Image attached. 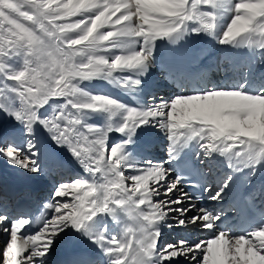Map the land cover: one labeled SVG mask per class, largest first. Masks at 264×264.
<instances>
[{
	"label": "snow or ice",
	"instance_id": "obj_1",
	"mask_svg": "<svg viewBox=\"0 0 264 264\" xmlns=\"http://www.w3.org/2000/svg\"><path fill=\"white\" fill-rule=\"evenodd\" d=\"M202 36L259 55L261 72L233 66L225 84L182 82L180 94L144 103L80 87L100 79L136 97L161 44ZM0 113L25 137L22 145L0 143L10 165L43 171V128L88 174L53 186L33 233L30 217L0 211V231L10 237L3 264H45L70 233L102 254L100 264H264V221L237 232L223 208L197 209L184 191L195 179L200 199L222 204L239 176L264 170V0H0ZM93 114L105 123H90ZM148 126L169 142L162 162L128 151ZM113 133L119 143H110ZM164 224L211 238L162 244ZM69 264L97 262L78 253Z\"/></svg>",
	"mask_w": 264,
	"mask_h": 264
},
{
	"label": "bare ground",
	"instance_id": "obj_2",
	"mask_svg": "<svg viewBox=\"0 0 264 264\" xmlns=\"http://www.w3.org/2000/svg\"><path fill=\"white\" fill-rule=\"evenodd\" d=\"M235 2H239V0H235ZM231 15L232 13L227 14L225 23L228 22V18H230ZM208 38L210 39L211 42L214 43L215 51L213 53L214 54L213 58L212 59L209 58L204 62H202V60L200 61V57H199L200 54L204 56L207 54L205 52V47H203L202 45L203 38L200 40V42L199 41L197 42L198 44H196L199 47L202 46L200 48L198 47L199 53H195V50L192 51V48H196L195 43H196L197 38L191 39L192 42L194 43L189 44V46L187 44V41L182 42V43H185L184 48L186 49L188 48V51L191 53V57L189 60L193 62V60L196 59L195 60L196 67L193 68V70H190V72H183L181 76L177 75L178 72L174 73L173 70H170L169 73L175 74V77L177 78V81H173L174 83H172V81L171 82L169 81L170 77L168 76L169 67H168L167 55H168L169 48L171 49L173 45H177V44H168L166 42L161 44V46L158 49V53H157V62L156 64L153 65L149 74L145 76V77H150L153 80L148 81V84L144 82L146 78H143L142 80V84L143 83L147 84V87H144L142 92H150L151 90H156L154 94L148 95L146 97V100H143L142 95L139 96V94L136 97H131L125 93L122 94V92H120L121 89H118L113 84L109 83L108 81H104L100 79H93L91 81H81L80 87L84 88L90 93H103L110 97L117 98L120 101H124L126 103L128 102L144 103V102H147L151 96H155L158 101L160 99L168 100L170 97L174 95H178L181 92L186 90L184 87L181 86L182 82L184 84H189V81L190 80L192 81L193 79H195V84H191V86H197L198 82H199V86H203L205 83H209V82L211 85L212 83L211 81L215 75L214 74L215 71L213 72V68L217 70V73H218V70H221L220 73L222 74L225 73V76H222L224 80L223 82L224 84L228 82L226 79V76L232 74L233 66H235L236 69L238 70H243L245 66H248V67H251L257 74L261 72L262 60L259 55L251 54L249 50L246 48H241L239 50H229L226 46H220L216 43L215 40H213L210 37ZM185 40H187V38ZM201 50L202 52H200ZM115 54H124V53L116 51ZM163 57L165 58V60H162ZM198 60L200 61L199 63H198ZM161 61L162 62L165 61L163 63L166 64L167 68L164 67V64L160 65ZM113 75L120 76V75H125V73L114 72ZM154 79L156 80L154 81ZM164 80H166V83L162 84V81ZM90 123L97 124V125H103L105 121L103 120V117L100 116L99 114H93V117L90 120ZM137 131L139 132L141 131L147 134H152L155 137L158 136L156 139H159L165 143L168 142L167 139L165 138V134L163 130L161 129L148 126L142 129H138ZM2 138L3 140L1 141V143H3L5 139H12L14 143H17L20 145H22L25 140V137H23V135L21 134V126L19 124H17L16 127L14 128V133H7V134L4 133V136ZM121 139H122L121 136L116 133H113L110 136V141L114 140V143L115 142L119 143ZM36 143H37V147L41 148V152H40L41 155H40L39 160H42L44 163L43 172H46L47 182L45 180H44L45 182H42L44 178H42V175L40 173H37V174L29 173L24 169L10 165L3 157H0V184L4 185V182H5V184H7L10 187V189H12L13 192H15L16 189H18L17 187H19L20 185H24L25 187H29L34 190H40V191L42 190V192H39V193L43 195V199L42 197H40L39 200L42 199V201H46L47 200L46 195L48 194L46 190L49 189L50 187L48 179H50V175H52V172L56 171V175L54 176V179L60 178L63 175L72 176L73 173H75L76 171L71 169V167L77 165V161L71 155V153L66 147H60L56 145L55 142L52 141L51 138L49 137L48 132L43 128H39L36 133ZM134 150L143 152L144 149L138 147L137 149H134ZM148 152L151 154V156L145 158L144 160H151L153 162H162L167 159L164 148H154L153 150H149ZM79 173L80 174H77V175H80L82 177L83 175L87 174L84 172L83 168L81 169ZM56 182L54 184H56ZM244 182H246L249 186L253 187L248 193L247 197L251 199V201L255 204L257 209L260 210V212L262 213V216L264 217V170L259 172L254 178L244 177ZM6 195L7 197L9 196V194H6ZM15 197L18 198L19 195ZM30 197H36V194L34 195V193H32ZM238 198L242 199L241 196H238ZM193 203L196 205L197 209L203 208V207H214L216 211H219L221 208H223L224 212L227 211V207L220 206V204H217L216 202L211 203V201H208L206 205H200V203H198L196 200L193 199ZM40 209H41V206L36 208L35 212H39ZM169 222L171 223L172 221H169ZM130 223L131 222L128 220L127 225L129 227H130ZM40 224L41 222H39V224H37L35 228L33 227L29 228L28 233H33L34 231H36L39 228ZM131 227L135 229V226L132 224H131ZM191 233H197L196 241L205 240L204 230L196 229L195 231H185V230L177 229L175 227L170 229L167 226V224H164L162 226V237H161L160 242L162 244L170 243V242L177 240L180 237H185L189 240H192L190 238ZM201 235L202 237H200ZM167 236L168 238H170V240H168L170 242H164L167 240L166 239ZM174 236H175V239L173 240L172 237ZM63 240H64V237L57 241V243L55 244L50 254L58 250V246L63 242ZM85 245L89 246L90 243L87 242L86 240H83L82 243H79L74 237V241L71 246V252L74 255H77L78 253H87L88 255H90L89 252L86 251Z\"/></svg>",
	"mask_w": 264,
	"mask_h": 264
},
{
	"label": "rangeland",
	"instance_id": "obj_3",
	"mask_svg": "<svg viewBox=\"0 0 264 264\" xmlns=\"http://www.w3.org/2000/svg\"><path fill=\"white\" fill-rule=\"evenodd\" d=\"M75 19H78V17H72V18H70V20H75ZM203 38V39H202ZM198 39V41L200 42V40L202 39V41H203V47H205L206 48V50H205V52L207 53L206 54V59H209V58H211L212 59V57L214 56V51H215V45H214V43L213 42H211L210 41V39L208 38V37H206V36H202L201 38H197ZM187 40H185V42H186ZM201 45V44H200ZM195 47V46H194ZM200 47H202V46H200ZM200 52H202V50L200 51ZM205 54V53H204ZM204 55H199V57L200 58H202ZM79 59V58H78ZM220 71L221 70H219L218 71V73H217V70H215V75H214V77H213V79H212V83H211V85H217V84H220L221 83V85L222 84H224L223 82H224V80H223V78H222V76H225V73H220ZM212 75V74H211ZM11 83V82H10ZM164 83H166V81H163V83L162 84H164ZM176 93V92H175ZM16 125H17V123H16V121H14L13 119H11V118H9L8 116H6V115H4L3 113H0V133H2V135H0V143H1V141L3 140V136H4V133L5 134H7V133H14V128L16 127ZM2 138V139H1ZM3 142H14V141H12V139H5ZM38 150H39V152H41V148H38ZM42 151H44V150H42ZM42 153H44V152H42ZM41 155V154H40ZM40 158V157H39ZM40 163H41V165L43 166L44 165V163H43V161L42 160H40ZM30 173V172H29ZM40 174L42 175V178H44L43 179V181L42 182H45L46 180H47V176H46V172H43V171H41L40 172ZM44 174V175H43ZM53 175V179H54V176L56 175V171L52 174ZM51 175V176H52ZM74 177H78V175L77 176H72L71 178H74ZM79 177H82V176H80L79 175ZM70 178V176H64L63 178L62 177H60V178H55L54 180L53 179H48L49 180V184H51L50 185V188L48 189V190H46V192L49 194H47L46 195V198H47V200L46 201H48V199H49V196H50V193H51V191L53 190V186L55 185L54 183L57 181H63V180H67V179H69ZM57 179V180H56ZM45 180V181H44ZM52 181V182H51ZM47 182V181H46ZM56 182V183H57ZM53 183V184H52ZM53 185V186H52ZM40 197H41V195H40ZM39 198V197H38ZM68 199H70V197L68 198ZM42 200V199H41ZM41 200L40 201H38V203H41ZM2 231H0V233H1ZM1 234H3V235H1L0 236V249H4V248H6V243H5V240L7 239L9 242H10V240L7 238V237H5V234L2 232ZM0 264H3V258H2V251H0Z\"/></svg>",
	"mask_w": 264,
	"mask_h": 264
}]
</instances>
